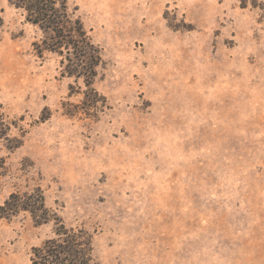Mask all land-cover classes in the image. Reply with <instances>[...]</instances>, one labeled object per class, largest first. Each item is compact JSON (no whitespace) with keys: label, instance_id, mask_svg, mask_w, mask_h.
I'll list each match as a JSON object with an SVG mask.
<instances>
[{"label":"rangeland","instance_id":"1","mask_svg":"<svg viewBox=\"0 0 264 264\" xmlns=\"http://www.w3.org/2000/svg\"><path fill=\"white\" fill-rule=\"evenodd\" d=\"M13 1L0 206L41 196L48 221L0 217V264L60 230L90 264H264V0H67L100 52L89 77Z\"/></svg>","mask_w":264,"mask_h":264},{"label":"trees","instance_id":"2","mask_svg":"<svg viewBox=\"0 0 264 264\" xmlns=\"http://www.w3.org/2000/svg\"><path fill=\"white\" fill-rule=\"evenodd\" d=\"M13 5L25 13L27 22L46 34L47 39L43 42L46 50L60 55L66 53L73 69L69 75H94V68L100 62L99 49L90 41L80 18L69 10L67 0H14ZM1 122L3 124V119ZM4 136L1 126L0 139ZM4 164L0 157V175ZM21 211L31 212L38 223L48 221V217L39 215L44 211V200L33 195H11L0 206V217L9 218ZM79 237L69 231H58V238L33 249L32 264H90L91 249Z\"/></svg>","mask_w":264,"mask_h":264}]
</instances>
